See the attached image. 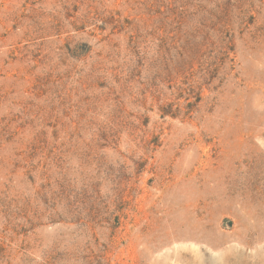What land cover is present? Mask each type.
I'll list each match as a JSON object with an SVG mask.
<instances>
[{
    "label": "rangeland",
    "instance_id": "rangeland-1",
    "mask_svg": "<svg viewBox=\"0 0 264 264\" xmlns=\"http://www.w3.org/2000/svg\"><path fill=\"white\" fill-rule=\"evenodd\" d=\"M0 264H264V0H0Z\"/></svg>",
    "mask_w": 264,
    "mask_h": 264
},
{
    "label": "trees",
    "instance_id": "trees-1",
    "mask_svg": "<svg viewBox=\"0 0 264 264\" xmlns=\"http://www.w3.org/2000/svg\"><path fill=\"white\" fill-rule=\"evenodd\" d=\"M212 15L214 18V24L217 21H221L219 15H216V13H213ZM229 43L230 42L221 35L213 34L211 36L208 58L198 61L199 75L197 82L193 81L192 84H189L186 80H183L181 81V85L175 89L174 100L182 98L185 101V105L183 106L175 101L160 105L159 110L162 113V116L176 117L182 113V109L186 110V112H190L199 104L201 101L199 90L203 83L208 79L212 81L216 78L220 70H222L229 61H232L229 58V54L232 51Z\"/></svg>",
    "mask_w": 264,
    "mask_h": 264
}]
</instances>
